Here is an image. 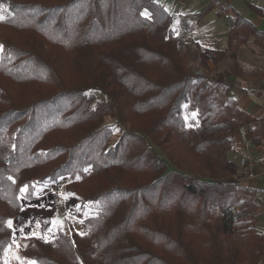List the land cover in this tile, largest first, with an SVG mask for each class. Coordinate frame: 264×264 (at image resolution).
<instances>
[{
	"label": "trees",
	"instance_id": "trees-1",
	"mask_svg": "<svg viewBox=\"0 0 264 264\" xmlns=\"http://www.w3.org/2000/svg\"><path fill=\"white\" fill-rule=\"evenodd\" d=\"M0 16V258L22 196L62 181L95 209L84 233L29 237L24 254L36 264L264 257L259 203L237 183L230 157L233 132L248 124L259 144L264 119L241 110L228 83L193 71L191 61L207 66V56L183 49L165 4L0 0ZM244 21L235 15L227 50L250 39L264 48V31L243 29ZM186 104L198 127L188 124Z\"/></svg>",
	"mask_w": 264,
	"mask_h": 264
},
{
	"label": "crops",
	"instance_id": "crops-1",
	"mask_svg": "<svg viewBox=\"0 0 264 264\" xmlns=\"http://www.w3.org/2000/svg\"><path fill=\"white\" fill-rule=\"evenodd\" d=\"M158 1L165 4L169 11L175 15V28L180 26L194 33V37L198 39L200 45H206L204 48L208 54L209 52L216 53L219 51L227 56L226 53H231L232 63L238 68L234 74L231 75V72L225 78L229 86V93L236 99L237 106L249 116L264 119V48L250 39L246 44L234 50H227L230 27L225 32L226 40L221 43L217 39L218 34H214L213 27L206 30L202 29L206 14L211 10L205 11L204 0ZM226 5L230 7L228 11L232 13L233 17L240 14L245 18L243 29L249 23H252L255 27L264 31V15L255 9L259 8L264 11V0H252L251 2L225 0L223 6ZM218 15L223 17L222 13ZM183 19L186 20V27H182ZM234 69L235 67H233ZM247 139H252L248 124L239 127L232 134L233 148L230 157L236 164L239 161V149ZM254 153L258 161V176L247 178L242 175L239 167L237 176H239L238 184L251 190L255 197L256 192L264 191V139L261 143L254 144ZM256 230L258 233L264 234V208L262 207H259L256 212ZM257 264H264V257Z\"/></svg>",
	"mask_w": 264,
	"mask_h": 264
},
{
	"label": "rangeland",
	"instance_id": "rangeland-1",
	"mask_svg": "<svg viewBox=\"0 0 264 264\" xmlns=\"http://www.w3.org/2000/svg\"><path fill=\"white\" fill-rule=\"evenodd\" d=\"M204 20L202 29L206 30L213 27L215 31L214 34H218V41L220 43L222 41L224 42L226 40L225 32L228 31L231 24L223 17H220L214 8L207 12ZM176 33L180 37L182 47L185 51L195 50L206 54L207 66L198 65L194 61H191V66L196 73L198 72L201 74L205 72L212 83L219 80L226 82L227 79L225 80V78L228 76L227 74L232 72V75L237 71L238 67L234 66L232 63L233 59L230 58L232 57V55H230L231 53H226L228 55L224 56L221 52L216 50L218 52H209L208 54L204 48L206 45H200L198 39L194 37V33H191V31L177 26ZM233 67H235L234 70ZM99 98H102V96L99 95ZM193 113L195 112L191 111L189 104H186L184 106V114L188 124L198 127V117L196 113L195 115H193ZM237 174L235 178L238 183L239 176H237ZM75 196L77 195H70L66 191L65 181L40 186L37 188L36 194L32 198L24 199L22 196L23 207L21 214L19 217L12 219L13 226L16 229L15 233H13V239H15L16 243H11V251L7 252V254L4 252L0 258V262L3 264H5V261H7V264H28V262L33 261L24 254L32 232L40 233L47 237L48 241H53L60 229L69 230V228H71L80 233H84L87 229V218L93 214L95 203L89 202L82 204ZM40 205H43V207H40ZM38 214H42V217H40L45 221L44 224L40 221ZM53 219L62 221V227H53L51 224V220ZM21 226H24L23 233L19 231ZM49 228L52 229L51 232L48 231ZM17 245L19 246L17 247ZM17 256H19L20 259H17Z\"/></svg>",
	"mask_w": 264,
	"mask_h": 264
},
{
	"label": "built area",
	"instance_id": "built-area-1",
	"mask_svg": "<svg viewBox=\"0 0 264 264\" xmlns=\"http://www.w3.org/2000/svg\"><path fill=\"white\" fill-rule=\"evenodd\" d=\"M245 2H251L252 0H243ZM205 11L210 7H214L216 10L223 7L225 0H204ZM222 16L231 25L234 24V17L232 13L228 10H222ZM186 20H182V27H186ZM198 73V72H197ZM239 161L238 165L241 169L242 175L247 178H255L258 176V161L254 153V143L252 139H247L244 141L243 145L239 149ZM255 198L259 203V206L264 208V191H259L255 193Z\"/></svg>",
	"mask_w": 264,
	"mask_h": 264
},
{
	"label": "snow or ice",
	"instance_id": "snow-or-ice-1",
	"mask_svg": "<svg viewBox=\"0 0 264 264\" xmlns=\"http://www.w3.org/2000/svg\"><path fill=\"white\" fill-rule=\"evenodd\" d=\"M0 19H3V16H0ZM2 47H3V46L0 45V48H2ZM193 115H195V113H193ZM27 189H28V186L25 185L24 188L21 189V192L24 193V192L27 191ZM70 195H74V194H70ZM24 199H27V197H24ZM40 207H43V205H40ZM29 223H30V221H29ZM46 223H47V222H46ZM62 223H63L62 221H59V220H57V219H53V220H51V224H52L53 227H57V228L62 227ZM6 226H7L9 229H11V230L13 231V233H15L16 229H15L14 226H13V220L8 219V220L6 221ZM37 226H38V225H37ZM19 231H20L21 233H23V231H24V226H21L20 229H19ZM48 231L51 232L52 229L49 228ZM30 236H31V237H36V238H39V239H41V240H45V242H48V241H47V237L41 235V234L38 233V232H32V233L30 234ZM26 238H28V237H26ZM12 243H13V244L16 243L15 239H13ZM18 246H19V245H17V247H18ZM11 248H12V244H9V245H8V248L5 250L6 254H7V252L11 251ZM17 259H20V257L17 256ZM5 264H7V261H5ZM28 264H36V262H35V261H30V262H28Z\"/></svg>",
	"mask_w": 264,
	"mask_h": 264
}]
</instances>
